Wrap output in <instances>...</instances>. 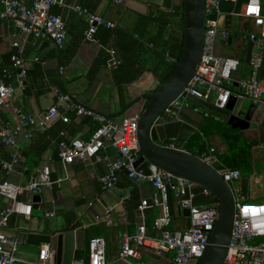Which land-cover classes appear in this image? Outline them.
<instances>
[{"label": "crops", "instance_id": "1", "mask_svg": "<svg viewBox=\"0 0 264 264\" xmlns=\"http://www.w3.org/2000/svg\"><path fill=\"white\" fill-rule=\"evenodd\" d=\"M243 2L245 0H241L235 6L229 4L221 6L220 24L224 28L230 30L232 18L237 16L229 14L240 12ZM81 4L86 6L88 9H84L89 12L115 23L116 27L110 30L116 32L118 37L112 35L108 38L104 33H100L94 42L84 41L85 20L69 9L71 5L81 7ZM181 10L180 0H130L121 6L115 5L111 0H65V6L55 5L51 9L53 14L63 19L66 26L67 36L64 45L57 48L45 38L32 35L23 38L12 20L1 18L3 7L0 4V76L4 72L10 74L6 82L15 89L13 108L25 114L45 112L55 103V91H58L72 94L78 103L111 118L141 113L146 102L144 95L158 86L157 79L151 73L145 72L132 82H120L116 68L111 69L107 66V50L113 49L117 52L123 41L121 35L135 38L136 33L132 35L135 31L142 33L143 39L147 40L161 31L162 38L167 39L171 33L181 30L183 24ZM261 11L264 15V0L261 1ZM227 17L231 20H227ZM237 18L240 19L241 32L236 38L237 54L232 57L240 61L239 69L234 74L236 80L249 78L251 56L260 50L264 53V46H257L246 39L248 34H260L261 30L256 28L252 21L239 16ZM227 22L229 24H226ZM162 23L166 26L161 27ZM230 37V43L216 42L217 55L230 57L222 54L226 50L224 48L233 45L232 34ZM16 41L24 46L21 55L26 70V76L21 80L23 88H19L17 78L20 70L13 66L11 60L12 56L17 55V49L13 47ZM249 43L252 46L247 63ZM263 77L264 63L258 70V79L261 81ZM232 88L236 90L235 85H232ZM58 111L68 118L67 123L57 118L45 127H29L31 138L28 139L24 135L17 138L21 160L14 167V171L6 173L0 168V181L8 180L24 186L42 166H48L53 183L39 194L25 193L19 196V200L32 204V210L27 219L19 215H12L9 218L6 233L18 241L16 255L22 260V264H39L38 254L43 245H50L56 251L57 235L73 231L75 246L72 263L79 262L83 259L87 231L91 238L99 237L105 241L107 264H128L118 260L122 236L136 233L137 206L142 200L151 198L157 192L147 184L136 185L130 182L124 175H121L114 190L103 191L98 185L97 178L105 173L104 165L100 163L87 165L75 161L71 165L63 166L58 160L60 133L65 132L67 138L86 140L97 124L87 118L77 117L74 111H63L60 108ZM12 113L13 110L2 112L3 119L10 125ZM204 115L182 106L180 123L196 126ZM101 154L112 159L119 158L117 152L109 146H106ZM10 155L9 147L0 140V159L9 161ZM21 162L23 166L20 165ZM250 177L245 180L251 182ZM36 195L40 197L38 203L34 201ZM35 204L36 209H33ZM6 206V202L0 199V212ZM46 213L53 215L47 217ZM107 214L110 217V224L105 221ZM160 215L159 208L148 209L145 213L146 225L153 224ZM188 225V216L184 211L176 212L171 209V216L166 225L168 230H181ZM172 258V252L165 254L163 258H158L151 252H142L138 260L131 262L172 264Z\"/></svg>", "mask_w": 264, "mask_h": 264}, {"label": "built area", "instance_id": "2", "mask_svg": "<svg viewBox=\"0 0 264 264\" xmlns=\"http://www.w3.org/2000/svg\"><path fill=\"white\" fill-rule=\"evenodd\" d=\"M111 1L121 6L130 0ZM261 1L245 0L241 4L240 12L229 14L246 18L261 30L260 34L253 33L246 36V39L257 46H264V15L261 11ZM240 2L241 0H205L207 30L203 54L195 75L182 96L165 110L163 115L165 120L180 122L182 104L191 98L212 105L219 111L226 110L232 96L249 99L257 106L264 104V77L261 81L258 79V70L264 63L262 58L264 53L260 50L251 56L249 78L236 80L234 74L239 69L240 61L232 57L219 56L215 52L216 42L221 41L226 44L231 36L229 30L220 24L221 6L223 4L235 6ZM0 4L3 7L1 18L12 20L23 38L32 35L49 40L57 48L64 45L67 36L65 23L60 16L53 14L51 9L55 5L65 6V0H0ZM69 9L84 18L86 29L83 39L86 42L95 41L98 28L116 27L115 23L79 5H71ZM13 47L17 49V55L12 56L11 60L13 66L20 70L17 78L20 83L19 88H23L21 80L25 78L26 70L21 55L24 46L16 41ZM107 53V66L111 69L117 68L120 61L116 52L108 49ZM9 77L10 74L7 72L0 76V140L11 151L9 161L0 159L2 170L12 173L21 160L18 136L24 135L29 139L32 137L28 131L29 127H45L57 118L67 123L68 118L59 113V108L63 111H74L77 117L87 118L97 124V127L86 140L67 138L65 132L60 133L58 160L63 166L71 165L75 161L83 163L91 161L87 165L95 163L104 165L105 173L97 178L98 185L103 191L114 190L121 175H124L130 182L136 185L147 184L157 192L138 205L137 231L134 235L123 234L118 260L128 264H142L131 260H138L142 252H151L158 258H163L165 254L172 252V264H197L208 246L209 234L218 216L217 203L212 201L214 194L194 182L164 172L144 159L142 161L143 156L137 138V120L140 113L111 118L78 103L72 94L58 91H55V103L45 112L35 114L17 112L12 104L15 89L6 82ZM232 85H236V90ZM12 110L10 118L12 125H10L3 119L2 112ZM106 146L115 150L119 158L112 159L108 155L101 154ZM255 149L264 150V143L253 146L252 154ZM221 153L213 146L200 158L213 166L232 189V185L240 180V173L225 167L219 161L218 156ZM52 184L48 166H42L24 186L8 180L0 181V199L7 204L0 212V264H22V260L16 255L17 239L6 233L12 215L26 219L31 215L32 204L19 200V196L25 193L39 194ZM170 192L173 194L171 207L168 202ZM205 201L210 202L205 203ZM234 201L232 236L223 264H264V202L247 203L243 195L240 199H235L234 196ZM151 208H159L161 215L154 220L149 229L146 225L145 213ZM171 209L176 212L187 211L189 225L181 230L165 229L171 216ZM52 215L46 213L47 217ZM105 221L110 224L108 214ZM153 233L158 235L153 236ZM89 245L88 264H107L105 241L93 237L90 238ZM55 255L56 251L50 245H43L38 254L39 264H55ZM75 263L83 264V261Z\"/></svg>", "mask_w": 264, "mask_h": 264}, {"label": "water", "instance_id": "3", "mask_svg": "<svg viewBox=\"0 0 264 264\" xmlns=\"http://www.w3.org/2000/svg\"><path fill=\"white\" fill-rule=\"evenodd\" d=\"M182 3L183 43L181 53L175 62L173 72L167 79L158 82V86L145 93V105L137 120V138L143 159L175 177L194 182L209 189L217 197V220L209 234L208 246L197 264H223L231 241L235 214L234 194L216 169L200 157L173 146L157 143L164 142L165 126L174 120H165V110L177 101L195 75L196 68L204 51L206 34L205 0H180ZM246 19V18H242ZM227 20H231L227 17ZM248 20V19H246ZM226 24H229L228 22ZM231 37L228 38L230 43ZM252 44L249 43L246 62H249ZM236 86V85H235ZM192 101L216 114L227 118V124L234 130L248 131L259 129L260 143H264V104H250L246 112L241 111L244 98L232 96L225 111H219L212 105ZM261 120V122H260ZM260 122V123H259ZM259 123V124H258ZM155 136V138H154ZM91 161L85 162L90 164ZM23 166V163H20ZM40 197H34L38 203ZM36 209V204L33 206ZM188 216V212L184 211ZM90 236L85 231L83 264H88ZM74 232L68 231L57 235L55 264H72L74 251Z\"/></svg>", "mask_w": 264, "mask_h": 264}, {"label": "trees", "instance_id": "4", "mask_svg": "<svg viewBox=\"0 0 264 264\" xmlns=\"http://www.w3.org/2000/svg\"><path fill=\"white\" fill-rule=\"evenodd\" d=\"M81 7L88 9L84 5ZM90 11H92L91 8ZM181 19L183 21L182 10ZM160 26L165 27L166 25L162 23ZM182 31L183 24L181 30L179 29L177 33H171L167 39H163L161 31H159L148 40L143 39L142 33L137 31L132 34L135 35L136 33L137 37L135 38L122 34L121 40L123 41L116 52V56L120 61L116 68L117 75L120 77L119 81L122 83L132 82L145 72L151 73L158 82L167 79L173 72L175 62L181 53ZM100 33H104L108 38L112 37V35L118 37V34L113 32V30L100 27L97 30L95 39ZM102 44L104 45L105 42H102ZM171 59L174 61H171ZM207 112L196 126H191L188 122V124L169 122L165 126L166 139L163 142L164 145H171L177 149L202 157L207 154L208 148L212 147V143L217 140L222 147V153L218 156L219 161L225 167L239 171L240 179L249 178L252 175V147L255 144L244 137V131L232 129L227 124L226 118L210 110H207ZM241 189L244 190L242 184ZM210 201H205V203ZM212 201L218 202L215 195ZM168 202L171 207L173 204V194L171 192L168 194ZM151 226L152 224L148 225V228L151 229ZM165 229L168 230L167 227ZM152 235L157 236L158 234L153 233Z\"/></svg>", "mask_w": 264, "mask_h": 264}, {"label": "rangeland", "instance_id": "5", "mask_svg": "<svg viewBox=\"0 0 264 264\" xmlns=\"http://www.w3.org/2000/svg\"><path fill=\"white\" fill-rule=\"evenodd\" d=\"M229 32L232 34L233 38V45L230 47H226L224 52L222 54L224 56H230L234 57L237 54V48L238 43L236 38L239 36V33L241 32V23L240 19L237 17L232 18V23L229 28ZM219 47H217L218 49ZM250 104L252 102L249 99H244L241 105V111L246 112L249 108ZM183 108L191 109L193 112L204 115L207 114L206 108L203 106H200L196 103H194L191 100H188L187 102H184L182 104ZM225 118V117H224ZM217 120H219L216 117ZM227 119V118H226ZM244 137L248 140L252 141L253 144L259 145L260 143V135H259V129L255 130H248L245 131ZM157 143L163 144V142H160L158 139H154ZM213 146H215L219 151H221V146L216 141L213 142ZM252 175L250 178H252L251 182H247L245 179H240L238 182L232 185V190L234 192L235 199H240V196L243 195L246 198L247 203L251 204H259L264 202V150L261 149H255L254 153L252 154ZM241 184L244 186V190L241 189Z\"/></svg>", "mask_w": 264, "mask_h": 264}]
</instances>
